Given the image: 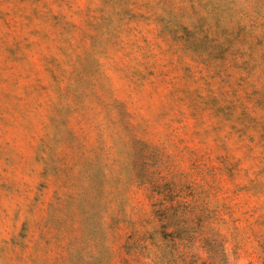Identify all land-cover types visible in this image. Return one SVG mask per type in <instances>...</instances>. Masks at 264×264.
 Returning <instances> with one entry per match:
<instances>
[{
	"label": "rangeland",
	"instance_id": "374dc122",
	"mask_svg": "<svg viewBox=\"0 0 264 264\" xmlns=\"http://www.w3.org/2000/svg\"><path fill=\"white\" fill-rule=\"evenodd\" d=\"M0 264H264V0H0Z\"/></svg>",
	"mask_w": 264,
	"mask_h": 264
}]
</instances>
